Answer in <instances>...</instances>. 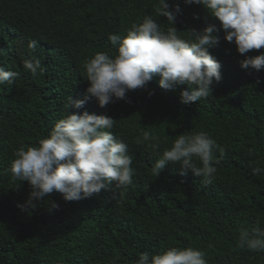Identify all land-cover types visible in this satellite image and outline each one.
Segmentation results:
<instances>
[{
    "label": "trees",
    "instance_id": "trees-1",
    "mask_svg": "<svg viewBox=\"0 0 264 264\" xmlns=\"http://www.w3.org/2000/svg\"><path fill=\"white\" fill-rule=\"evenodd\" d=\"M168 3L181 8L178 32L207 24L219 29L220 42L209 51L222 78L212 96L182 104L186 85L165 90L153 76L146 89L130 90L103 109L91 97L81 109L69 108L68 114L116 120L112 132L128 144L133 183L122 196H114L113 184L79 201L54 191L30 208V185L8 171L14 152L46 138L67 114L69 97L85 98L84 63L97 52L115 54L109 34L126 35L147 15L162 29L171 25L156 15L157 0H0V67L20 73L13 84L0 85V264H134L143 252L173 246L206 251L208 264H264V252L237 247L241 228L257 220L264 225V173L253 175V168L264 169V69L240 67L245 56L202 6ZM31 41L44 68L35 78L22 67ZM261 53L264 48L246 55ZM145 131L159 137L158 148L149 146L155 141L138 142ZM200 131L224 149L211 184L191 172L181 176L179 165H166L158 177L152 172L179 135Z\"/></svg>",
    "mask_w": 264,
    "mask_h": 264
},
{
    "label": "clouds",
    "instance_id": "clouds-1",
    "mask_svg": "<svg viewBox=\"0 0 264 264\" xmlns=\"http://www.w3.org/2000/svg\"><path fill=\"white\" fill-rule=\"evenodd\" d=\"M185 5H200L220 24L225 33L224 40L234 43L237 52L245 56L240 62L242 69H264V53L246 55L251 50L264 48V0H183ZM157 16L166 19L170 27L161 25L147 15L142 22L133 23L126 35L109 34L108 39L114 55L97 52L84 63L85 79L89 86L84 99L69 97L67 114L59 119L46 138L37 145H21L14 152L8 171L14 180L27 181L31 191L27 205L35 208L33 200L55 192L65 201H79L109 190L123 195V190L133 183L135 169L128 144L112 129L116 120L107 115L68 114V109H81L91 97L100 108H105L115 99H124L130 90L146 89L153 76H159V86L181 91L182 104H192L212 96V86L221 80L220 63L209 49L218 45L220 37L216 24H207L201 30L178 32L174 27L181 13L179 4L171 5L168 0H157L154 5ZM194 19L199 17L194 16ZM179 33H186L182 38ZM36 41L27 44L28 55L22 57V67L35 78L44 72L41 60L32 55ZM20 76L19 72L6 71L0 67V85H11ZM151 94V93H150ZM155 141L149 146L159 147V137L143 132V139ZM219 152V158L216 152ZM152 172L158 177L166 165H179L180 175L191 172L202 178L205 185L211 184L217 171L214 166L224 156V149L207 132L181 134L158 154ZM194 157L196 160H194ZM199 161V166L196 161ZM264 173V169L253 168V175ZM22 211L23 205H18ZM52 208L58 205L52 203ZM211 247V245H210ZM237 247L253 252H264V225L257 220L254 227L239 230ZM207 252L191 247H170L155 254L143 252L134 264H208Z\"/></svg>",
    "mask_w": 264,
    "mask_h": 264
},
{
    "label": "bare ground",
    "instance_id": "bare-ground-1",
    "mask_svg": "<svg viewBox=\"0 0 264 264\" xmlns=\"http://www.w3.org/2000/svg\"><path fill=\"white\" fill-rule=\"evenodd\" d=\"M211 50V49H210ZM48 74V73H47ZM229 88V87H228ZM215 103V102H214ZM205 108V107H204ZM140 109V108H139ZM140 164V163H139Z\"/></svg>",
    "mask_w": 264,
    "mask_h": 264
}]
</instances>
